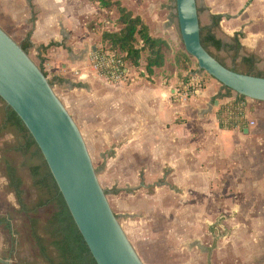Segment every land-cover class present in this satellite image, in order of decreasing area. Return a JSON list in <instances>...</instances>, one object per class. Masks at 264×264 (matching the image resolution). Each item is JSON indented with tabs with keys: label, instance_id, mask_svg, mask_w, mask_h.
Instances as JSON below:
<instances>
[{
	"label": "crops",
	"instance_id": "1",
	"mask_svg": "<svg viewBox=\"0 0 264 264\" xmlns=\"http://www.w3.org/2000/svg\"><path fill=\"white\" fill-rule=\"evenodd\" d=\"M117 1L169 48L152 72L144 58L153 49L142 51L139 65L125 60L131 77L112 86L89 71V56L107 44L104 33L124 26L117 21L120 13L112 15L117 7L107 11L91 0H0V26L16 41L25 42L31 33V49L36 55L44 50L49 78L60 80L56 93L87 145L101 146L100 181L113 197V210L127 220L122 224L144 263L208 264L198 217L210 215L218 200L227 205L252 200L263 188L248 144L254 128L245 133L246 126H221L219 115L236 100L235 94L218 98L221 85L210 82L194 98L176 99L195 67L183 73L177 63L173 0ZM198 5L209 14L230 15L221 25H231L229 36L243 32L242 44L264 64V0H198Z\"/></svg>",
	"mask_w": 264,
	"mask_h": 264
},
{
	"label": "water",
	"instance_id": "2",
	"mask_svg": "<svg viewBox=\"0 0 264 264\" xmlns=\"http://www.w3.org/2000/svg\"><path fill=\"white\" fill-rule=\"evenodd\" d=\"M176 12L198 68L235 93L264 102V77L230 69L202 45L198 1L176 0ZM0 97L34 137L97 264H145L111 206L78 123L39 64L1 26Z\"/></svg>",
	"mask_w": 264,
	"mask_h": 264
},
{
	"label": "rangeland",
	"instance_id": "3",
	"mask_svg": "<svg viewBox=\"0 0 264 264\" xmlns=\"http://www.w3.org/2000/svg\"><path fill=\"white\" fill-rule=\"evenodd\" d=\"M128 9L130 8L128 7ZM118 10V7L114 9L112 15H118L120 13ZM131 11V16H135V11L132 9ZM210 15L206 10L200 12L202 25L211 23ZM139 20L147 29L144 22L141 19ZM175 29L180 41L179 52L182 53L183 47L180 34L176 26ZM102 31L103 29H100V32ZM231 31V25L227 21H224L221 28L217 30V33L224 40H228ZM159 39L162 40L161 38ZM18 42L23 43V41ZM165 42L167 41H163L162 43L163 50H165L164 59L167 57L166 53L169 48ZM241 42L246 44L245 34L241 37ZM154 50L157 49L154 48ZM212 51L228 66L232 67L234 65L230 54L227 52L223 50L218 51L214 48H212ZM244 51L248 52L245 45ZM29 53L39 63V59L32 49H30ZM145 53L146 55L150 54V50H146ZM179 61L178 59L177 63L183 69V73L194 67L195 70H198V63L195 58H191L190 63H186V69ZM258 67L261 72H264V64H259ZM202 76L203 86H209L210 82L221 85L216 78L211 77L206 72L202 73ZM100 79L101 81L98 82L101 84L104 82L109 86L113 85V83H109L102 78ZM249 102L251 103L245 110L248 120L254 122L252 125L254 133L249 137L248 144L254 147L257 157L256 165L260 167L259 172L264 183V103L259 104L258 102L260 101L251 99ZM4 106V102L0 99V120ZM24 139L25 135L19 133L11 126L0 132V264H49L38 250L35 234L43 237L47 245L48 254L57 259L58 252L51 243L52 239L46 227L47 221L54 211L53 203H47L48 200L52 199V194L49 188L34 183L32 177L33 168L40 166L41 170H43L45 169V165L43 157L39 154H34L35 147L29 150L23 149L19 151L17 149L23 144ZM97 147L98 149L101 148V146ZM97 147L96 145L88 146L93 163L100 174L102 163ZM7 163L17 168L18 175L23 180V198L28 211L23 210L15 190L10 186L6 170ZM104 188L107 190L105 186ZM108 195L109 199H113L110 192ZM40 201H43V204H45L38 207ZM216 204L217 206L209 213L210 215L198 217L200 219L198 227L199 236H201L200 238H202L204 244H207L210 251L207 252L208 264H264V185L252 200L240 198V200L231 202L230 205H227L225 200H218ZM113 205H115L114 202ZM35 206L37 208L32 210ZM114 210L115 212L118 211L116 207H114ZM116 213L121 223L127 222L125 218L118 214L119 212ZM220 214H225V217H221ZM31 218H35L38 221L35 227L32 225ZM217 221L223 224L224 228L218 226ZM210 224H215L212 230L210 229ZM227 231L228 234H226ZM219 235L221 236L218 237Z\"/></svg>",
	"mask_w": 264,
	"mask_h": 264
},
{
	"label": "trees",
	"instance_id": "4",
	"mask_svg": "<svg viewBox=\"0 0 264 264\" xmlns=\"http://www.w3.org/2000/svg\"><path fill=\"white\" fill-rule=\"evenodd\" d=\"M95 3H98L99 7L110 11L115 7L119 8L120 15L117 19L118 22H123L124 26L114 32H107L103 34V40L105 46L118 51L123 55L125 60L129 59L135 65H139V59L141 58L142 51L148 47L153 49L152 54L146 56L144 61L146 62V69L148 72H152L155 67H161L164 63V56L161 53L162 51V43L163 41L158 38H153L145 28L143 24L139 21V17H132L130 11H127L124 7L120 6L117 0H91ZM198 1V0H197ZM173 8V20L176 28L179 31V23H178V15L176 12V0H173L172 3ZM199 14L201 12L198 5ZM230 15L216 14L213 13L210 15L211 23L208 25L201 24L200 36L201 43L205 47L207 51H209L215 58H217L223 65L229 67L230 69L240 72L246 73L255 76L264 77V72H261L258 65L261 62V59L258 55L250 52L244 51V45L241 42V37H243V32H236L233 36H230L228 40H224L221 38L217 30L221 28V21L224 18L229 19ZM31 33H28V40L21 43L24 49L29 52L31 49V42L29 41V37ZM180 39L183 47V52L179 53V63L183 64L186 69V63H190L191 56L185 49L184 43L181 38ZM142 40L143 45L141 47L136 46V43ZM156 48L157 50H154ZM212 48L218 51H225L230 54L234 65L232 67L228 66L222 59L217 57ZM43 49L39 51L37 55L39 59V66L45 72V74L49 77L48 72L44 67L43 57ZM155 51V52H154ZM244 51V52H243ZM198 63V62H197ZM188 67V66H187ZM198 67V65H197ZM198 71L204 73V70L198 68ZM207 73V72H206ZM208 74V73H207ZM209 75V74H208ZM211 76V75H210ZM212 77V76H211ZM214 78V77H213ZM59 79L50 78L52 85ZM223 93L218 94V98L221 97H236V101L245 100L246 97L240 94L235 93L231 88L223 85ZM0 99L4 102V108L2 111V117L0 120V132L7 127H14L19 133L25 135V139L22 145L17 149H31L35 147L34 154H39L43 157L40 148L38 147L34 137L29 132L28 128L25 126L23 121L20 119L18 114L13 110L11 106L6 104V102L0 97ZM222 112L219 115V121L222 127H235L234 125L224 126L222 124ZM243 126H241L242 128ZM45 169L41 170L40 166L33 168L32 177L34 179L35 184H39L41 186L47 187L51 190L52 199L48 200V202H52L54 206V211L50 218L47 221V232L51 237L52 245L58 252L57 259L51 257L48 254L47 245L42 236L39 234H35L36 244L40 254L49 262V264H97L95 258L93 257L89 246L87 245L83 235L81 234L77 224L75 223L71 212L64 200L62 193L60 192L57 183L43 157ZM7 175L9 179L10 186L15 190L16 196L18 198L19 203L21 204L24 211H28L27 205L23 198V180L18 175L17 168L9 163L6 165ZM109 193V191L107 190ZM117 191H114L116 193ZM45 204V203H44ZM43 201H40L38 207L44 205ZM37 206V205H36ZM34 207L32 210H35L37 207ZM32 225L35 227L37 225V220L35 218H31Z\"/></svg>",
	"mask_w": 264,
	"mask_h": 264
},
{
	"label": "built area",
	"instance_id": "5",
	"mask_svg": "<svg viewBox=\"0 0 264 264\" xmlns=\"http://www.w3.org/2000/svg\"><path fill=\"white\" fill-rule=\"evenodd\" d=\"M89 71L99 78L109 83H120L129 77L130 72L123 55L105 45L96 47L89 56ZM78 73V72H76ZM203 87V76L198 70L190 72L186 80L183 81V88L177 93L178 101H187L197 96ZM236 101L232 106L227 107L222 115L224 126L234 125L235 127L253 125L254 122L248 120L246 101Z\"/></svg>",
	"mask_w": 264,
	"mask_h": 264
},
{
	"label": "flooded vegetation",
	"instance_id": "6",
	"mask_svg": "<svg viewBox=\"0 0 264 264\" xmlns=\"http://www.w3.org/2000/svg\"><path fill=\"white\" fill-rule=\"evenodd\" d=\"M218 223V221H217ZM221 223H218V226H220ZM215 224H210V229L212 230V227L214 226ZM207 252H210L209 250Z\"/></svg>",
	"mask_w": 264,
	"mask_h": 264
}]
</instances>
